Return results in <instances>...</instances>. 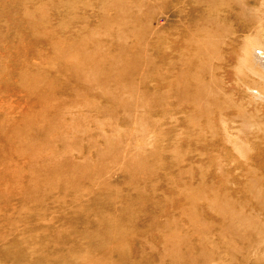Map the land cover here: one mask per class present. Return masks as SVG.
Masks as SVG:
<instances>
[{
  "label": "rangeland",
  "instance_id": "obj_1",
  "mask_svg": "<svg viewBox=\"0 0 264 264\" xmlns=\"http://www.w3.org/2000/svg\"><path fill=\"white\" fill-rule=\"evenodd\" d=\"M248 1L0 0V264H264V140L221 121Z\"/></svg>",
  "mask_w": 264,
  "mask_h": 264
},
{
  "label": "bare ground",
  "instance_id": "obj_2",
  "mask_svg": "<svg viewBox=\"0 0 264 264\" xmlns=\"http://www.w3.org/2000/svg\"><path fill=\"white\" fill-rule=\"evenodd\" d=\"M240 7L244 14L251 12L254 18L251 16V20L242 19L239 35L236 33V39L224 51L226 53L222 57V69H224L222 78L224 79L220 88L223 95L227 96L233 91L236 94V99H229L238 111L223 109L221 121L225 127L223 130L225 139L228 143L230 141L244 159L249 157V150L253 152L257 149L261 150L254 141L264 140V0H258V2L249 0L246 4L242 3ZM255 28L258 30L254 31ZM228 66L234 68L232 73L229 70L226 71ZM234 81L236 84L232 85ZM228 121L231 125L227 123ZM245 138L250 139L255 148L244 150L241 143ZM261 154L264 156V148ZM248 160L252 161L253 165L257 161L253 159V156Z\"/></svg>",
  "mask_w": 264,
  "mask_h": 264
}]
</instances>
